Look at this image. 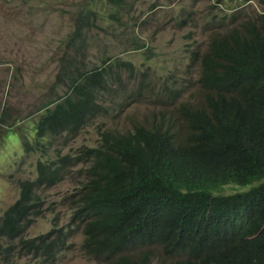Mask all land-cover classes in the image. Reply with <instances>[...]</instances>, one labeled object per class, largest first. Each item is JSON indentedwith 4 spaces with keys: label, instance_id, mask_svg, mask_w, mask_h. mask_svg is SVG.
I'll return each instance as SVG.
<instances>
[{
    "label": "trees",
    "instance_id": "obj_1",
    "mask_svg": "<svg viewBox=\"0 0 264 264\" xmlns=\"http://www.w3.org/2000/svg\"><path fill=\"white\" fill-rule=\"evenodd\" d=\"M92 1L76 12L59 57L57 80L67 88H50L28 115L40 112L29 145L53 146V154L18 181L19 197L0 216V238L10 244L0 243V259L15 240L17 254L53 264L77 232L96 264H149L158 252L161 264H264V12L251 14L252 0H217L226 13L206 50L193 51L199 72L167 73L155 86L150 66L121 56L146 40L132 3ZM110 36L120 43L94 47ZM142 100L158 106L143 123L99 130L97 144L77 153L64 149L87 125ZM67 178L75 184L65 229L26 237L45 201L39 191Z\"/></svg>",
    "mask_w": 264,
    "mask_h": 264
},
{
    "label": "rangeland",
    "instance_id": "obj_2",
    "mask_svg": "<svg viewBox=\"0 0 264 264\" xmlns=\"http://www.w3.org/2000/svg\"><path fill=\"white\" fill-rule=\"evenodd\" d=\"M128 1L132 3L138 21H144L140 30L153 55L149 59L140 53L126 56L143 68L151 67L147 81L157 86L159 76L171 72L181 78L188 77L185 74L187 67L194 71V76L199 62L193 51H205L210 36L219 32L218 23L226 13L223 4L217 0ZM90 2L93 3L92 0H0V113L3 115L0 125V216L18 198V181L33 177L38 159L53 154V146L43 152L29 145L30 140L33 143L32 128L39 119V112L28 115L37 111L40 99L50 88L61 92L67 88V79L57 80L61 66L59 57L64 42L71 40L74 34L76 12ZM247 8L251 14L264 12V0H252ZM99 26L115 30V25L106 21H100ZM110 45L112 47L113 42ZM192 91L193 88H189L183 96ZM155 108L158 106L142 100L127 109L131 112L128 115L125 111L117 118L97 120L91 126L87 125L64 149L77 153L85 145H95L99 130H124L132 123H143V116ZM78 168L75 166L73 171ZM74 184L73 179L67 178L39 191L45 201L39 215L26 228V237L39 236L52 228L65 229L71 214L66 196L73 191ZM237 190L239 187H224L222 193ZM6 241L0 238V243L8 248L10 244ZM69 241L70 248L52 261L53 264H96L82 253L80 234L74 232ZM16 245L14 240L12 251L4 250L5 259H0V264H41V257L17 254ZM150 264H160V260L154 258Z\"/></svg>",
    "mask_w": 264,
    "mask_h": 264
},
{
    "label": "clouds",
    "instance_id": "obj_3",
    "mask_svg": "<svg viewBox=\"0 0 264 264\" xmlns=\"http://www.w3.org/2000/svg\"><path fill=\"white\" fill-rule=\"evenodd\" d=\"M96 32H99V33H103V31L102 30H96ZM144 36V35H143ZM145 37V36H144ZM146 38V37H145ZM109 41V42H108ZM105 44H100V45H95L94 47H102L103 45H106V46H108V47H111V45H110V42H113V45H115V43H120V42H116L111 36H110V39L108 40ZM94 47H93V54H94ZM112 47H114V46H112ZM123 47V45H118V46H116V48H115V51H114V53H119V50L121 49ZM96 51V50H95ZM138 53H140L141 55H143V56H145L147 59H149L152 55H153V52H152V49H151V47L150 46H148V40H147V38H146V40L144 41V47H142V48H140V49H137V50H133V52L132 53H127V54H121V56L123 57V58H125V59H129V60H132L131 58H129L128 56H126V55H128V54H138ZM133 61V60H132ZM134 62V61H133ZM198 62H199V60H198ZM136 63V62H135ZM137 64V63H136ZM139 65V64H138ZM139 66H141V65H139ZM142 67V66H141ZM146 67H148V66H146ZM145 67V68H146ZM197 72H199V69L197 70ZM183 99V97H182V95H180L179 96V98H177V101H180V100H182ZM137 104V103H136ZM133 105V104H132ZM130 107V106H129ZM128 107V108H129ZM127 108V109H128ZM126 112H128L127 110H126ZM36 114V113H35ZM34 115V114H33ZM39 115H40V112H39ZM36 122V121H35ZM18 124V123H17ZM13 127V126H12ZM12 127H9V128H12ZM19 193H20V191H19ZM39 194L41 195V193L39 192ZM18 197H19V195H18ZM41 197H42V195H41ZM10 206V205H9ZM71 211H72V209H71ZM50 231V230H49ZM48 232V231H47ZM47 232H45V233H47ZM45 233H43V234H45ZM33 237H37V236H33ZM35 258V257H34ZM154 258H157V259H159L160 260V264L162 263V258H163V255L162 254H160V252H158V254L155 256V257H153L152 258V260L154 259ZM38 259V258H37ZM152 260H151V262H152ZM150 262V263H151ZM149 263V264H150Z\"/></svg>",
    "mask_w": 264,
    "mask_h": 264
}]
</instances>
